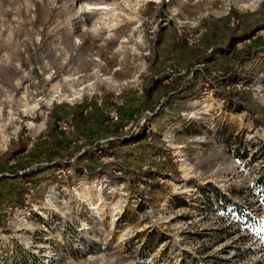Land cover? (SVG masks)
<instances>
[{
  "label": "rangeland",
  "instance_id": "1",
  "mask_svg": "<svg viewBox=\"0 0 264 264\" xmlns=\"http://www.w3.org/2000/svg\"><path fill=\"white\" fill-rule=\"evenodd\" d=\"M227 1L0 0V264H264V0Z\"/></svg>",
  "mask_w": 264,
  "mask_h": 264
},
{
  "label": "bare ground",
  "instance_id": "2",
  "mask_svg": "<svg viewBox=\"0 0 264 264\" xmlns=\"http://www.w3.org/2000/svg\"><path fill=\"white\" fill-rule=\"evenodd\" d=\"M226 1V0H225ZM228 2H233L234 4H236V5H238V7L240 8V9H245V8H247V5H245V4H242V2H243V0H228L225 4H221V6H220V8L219 9H215L214 7L212 8V7H209V8H207V9H205V11H204V13L203 14H201L202 16L203 15H205V14H208V13H213V14H215V15H219V14H223V13H225L226 12V6H227V3ZM262 2V0H253V2H252V6L254 5V6H257L258 4H260ZM224 3V2H223ZM98 9H101V8H98ZM104 9V8H103ZM199 18H200V16L199 17H197V20H199ZM140 63V62H139ZM142 64V63H141ZM137 65V64H136ZM138 66V65H137ZM142 66V65H141ZM128 82V81H127ZM112 83V86L113 87H119L120 85L118 84V83H116V82H111ZM123 85V84H122ZM121 87V86H120ZM190 112V114H196L197 112H191V110L190 109H188V113ZM165 136L169 139V140H171L172 139V137L174 136V134H173V132L171 131V130H168L167 132H166V134H165ZM96 191H97V189H96Z\"/></svg>",
  "mask_w": 264,
  "mask_h": 264
},
{
  "label": "trees",
  "instance_id": "3",
  "mask_svg": "<svg viewBox=\"0 0 264 264\" xmlns=\"http://www.w3.org/2000/svg\"><path fill=\"white\" fill-rule=\"evenodd\" d=\"M155 84V83H154ZM156 85V84H155ZM30 174H26L25 176H29Z\"/></svg>",
  "mask_w": 264,
  "mask_h": 264
}]
</instances>
